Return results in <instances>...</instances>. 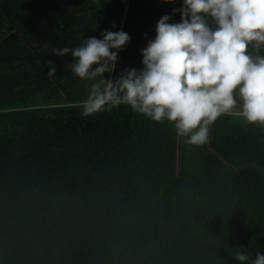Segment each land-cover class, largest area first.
Segmentation results:
<instances>
[{"label":"trees","instance_id":"16d2710c","mask_svg":"<svg viewBox=\"0 0 264 264\" xmlns=\"http://www.w3.org/2000/svg\"><path fill=\"white\" fill-rule=\"evenodd\" d=\"M162 4L0 0V264H239L238 252L264 254V126L225 115L193 146L126 105L84 117L91 82L66 68L71 56L52 55L123 30L131 42L119 59L137 49L142 67Z\"/></svg>","mask_w":264,"mask_h":264},{"label":"clouds","instance_id":"9594fccd","mask_svg":"<svg viewBox=\"0 0 264 264\" xmlns=\"http://www.w3.org/2000/svg\"><path fill=\"white\" fill-rule=\"evenodd\" d=\"M181 3L172 10L180 22L168 14L159 19L155 38L141 49L140 69L126 68L112 77L119 53L131 42L123 30L53 48L52 55L73 58L66 68L74 77L91 82L81 101L82 116L126 105L154 122H169L193 146L207 143L210 126L225 115L264 126V0ZM46 67L50 79L57 75L53 61ZM235 260L264 264V254L257 251L253 259L238 252Z\"/></svg>","mask_w":264,"mask_h":264},{"label":"rangeland","instance_id":"374dc122","mask_svg":"<svg viewBox=\"0 0 264 264\" xmlns=\"http://www.w3.org/2000/svg\"><path fill=\"white\" fill-rule=\"evenodd\" d=\"M176 3L174 4H170V3H163L161 6V10H165L164 13L162 14H168V15H172L174 16L175 14H173L172 8H174ZM178 4L179 7L182 6L181 0H178ZM178 8V7H175ZM160 16V18L162 17ZM138 32V31H137ZM136 55H137V49L133 50L132 53H130V51H126L124 52L123 56L121 59H119L118 61V67H117V71L115 72V76L119 75L120 72H122L124 69L126 68H136V69H140V65L136 62Z\"/></svg>","mask_w":264,"mask_h":264}]
</instances>
